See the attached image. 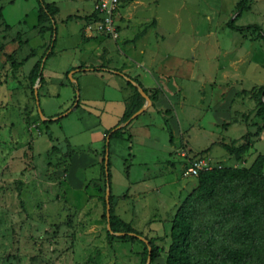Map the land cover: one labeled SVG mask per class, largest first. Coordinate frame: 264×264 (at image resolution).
<instances>
[{
    "label": "rangeland",
    "instance_id": "374dc122",
    "mask_svg": "<svg viewBox=\"0 0 264 264\" xmlns=\"http://www.w3.org/2000/svg\"><path fill=\"white\" fill-rule=\"evenodd\" d=\"M44 1L58 10L55 43L32 84L51 23L40 19L37 0H0V264H146L147 246L117 234L127 229L160 249L148 264H165L178 216L190 227L192 264H264V42L254 30L227 27L264 33V0H246L243 12L241 0H120L111 15L116 37L87 32L96 0ZM78 67L118 69L150 104L142 97L146 109L125 124L134 81L71 72ZM36 86L52 123L41 120ZM77 93V108L63 115ZM162 96L165 110L155 106ZM117 125L124 129L108 148V231L101 136ZM199 158L249 176L223 174L200 187L182 175Z\"/></svg>",
    "mask_w": 264,
    "mask_h": 264
},
{
    "label": "trees",
    "instance_id": "16d2710c",
    "mask_svg": "<svg viewBox=\"0 0 264 264\" xmlns=\"http://www.w3.org/2000/svg\"><path fill=\"white\" fill-rule=\"evenodd\" d=\"M38 6H39V12H40V19H46L50 21L51 23V39L50 44L47 52L44 54V56L40 59V61L37 62V64L34 65V67L30 71V81L32 84H34L37 80V78L40 76L42 68H43V59L47 60L51 56V52L53 50V46L55 43V38H53V33H55V23H54V15L57 13V8L53 7V5H50L46 3L44 0H37ZM246 0H241L239 3L237 9L238 12H243L246 10L245 7ZM93 15V14H92ZM91 15V16H92ZM239 14H237L236 18H239ZM227 27L233 31H236L238 33H246L250 30H254L258 33V37L261 41L264 42V33L262 32L261 28L256 25H249V26H236L234 24V21H230L227 24ZM72 71L81 73V72H101L106 71L111 75L121 77V78H128L131 81H134L127 75H124L122 72H120L118 69H106L102 67H95V68H85V67H78L75 68ZM70 72H68L69 74ZM137 85V88H140L144 94H146L145 89L143 86L137 82L134 81ZM74 83V82H73ZM128 86L131 88H134L130 82L127 83ZM72 88L75 91H77V84H72ZM264 88L260 89V92L262 93V99L259 102V107L257 109V116L264 124ZM143 99L139 92H137L136 98L132 102V105L126 110L125 114L122 117V120L125 122L130 119V117L136 113L143 105ZM77 108V104L71 107V111H67L66 113L69 114L70 112H73ZM62 116V115H61ZM59 118V117H58ZM58 118H55L58 119ZM54 119H47L45 120V124L52 123ZM124 128H119L118 125L107 131L103 137L104 139V147L109 148V142L112 139H121L122 130ZM108 138V144H106V139ZM109 150V149H108ZM264 162V155L260 158V164ZM103 165H104V158H103ZM227 175L228 177L234 179V180H241L245 177L249 176V173L246 170L243 169H214L207 172L200 173L196 178L198 179L200 187H205L209 184L214 183L220 176ZM262 174V173H261ZM105 176V171H104ZM260 178V177H259ZM109 183V176L106 180L105 176V182ZM260 184V183H259ZM262 185V184H261ZM262 187H264L262 185ZM111 213V212H110ZM110 229L111 231L115 228L113 223V218L110 216L109 221ZM190 232V227L187 225L183 218L181 216H178L176 220L174 221L172 227H171V245L169 247L167 258L165 261V264H192L189 257V252L187 250V239ZM123 234L121 238L127 237L131 241H138V237H141L139 234H137L135 231L127 229L125 232H122ZM141 241V240H139ZM142 242V241H141ZM144 243V242H143ZM150 246V261L155 262L159 258V252L160 249L153 245L151 241H148ZM145 244V243H144ZM147 256H148V250H147ZM231 259L234 263H240L241 257L238 253L232 252L231 253Z\"/></svg>",
    "mask_w": 264,
    "mask_h": 264
},
{
    "label": "built area",
    "instance_id": "2783aa9c",
    "mask_svg": "<svg viewBox=\"0 0 264 264\" xmlns=\"http://www.w3.org/2000/svg\"><path fill=\"white\" fill-rule=\"evenodd\" d=\"M120 0H96L94 5L95 16L86 24L87 32L91 34H106L116 37L115 30L112 27V12L118 8ZM212 170L209 163L203 159H192L187 162L183 168L184 177H196L200 173Z\"/></svg>",
    "mask_w": 264,
    "mask_h": 264
},
{
    "label": "water",
    "instance_id": "95a60500",
    "mask_svg": "<svg viewBox=\"0 0 264 264\" xmlns=\"http://www.w3.org/2000/svg\"><path fill=\"white\" fill-rule=\"evenodd\" d=\"M127 81H129L128 79H126ZM132 85L137 87L136 84L134 82H132ZM38 87H34V97H35V101H36V105L38 106V113L41 117V120H47L45 119L43 116H42V113H41V110L39 108V102H38ZM138 92L140 93V95L142 97H144L145 101L147 102V105L150 104V102L148 101V98H147V95L144 94L142 92V90L140 88H137ZM78 101V93L76 95V101H75V104L76 105V102ZM146 105V106H147ZM146 106L144 107H141L136 113H134L130 119L128 121L125 122V124H128L131 120L135 119L138 115H140L141 113L144 112V110L146 109ZM67 113H64L63 115H66ZM62 115V116H63ZM119 128H121L122 126H118ZM106 144H108V138L106 139ZM108 149L106 148V152H105V155H104V171H105V176H106V180L108 179ZM109 200H110V187H109V183L106 181V189H105V205H106V209H105V212H106V219H107V229L108 231H111L110 230V225H109V219H110V204H109ZM118 235H120L121 233H117ZM139 240H141L142 242L145 243V245L147 246V250H148V256H147V262L146 264H148V262L150 261V257H149V254H150V246H149V243L147 240L143 239L142 237H138Z\"/></svg>",
    "mask_w": 264,
    "mask_h": 264
},
{
    "label": "crops",
    "instance_id": "0c3cea01",
    "mask_svg": "<svg viewBox=\"0 0 264 264\" xmlns=\"http://www.w3.org/2000/svg\"><path fill=\"white\" fill-rule=\"evenodd\" d=\"M140 69H142V67L141 68H139V70ZM137 73H139V74H141V72H137ZM159 75V74H158ZM155 77H156V75H155ZM158 79H159V76L157 77ZM140 82L142 83V84H144L145 85V87H147V85H146V83L145 82H143V81H141L140 80ZM167 99H165L163 96H162V98L159 100V102L158 103H155V106H157V108H163L164 110L167 108V107H164V106H167L166 104H164L165 103V101H166ZM168 101V100H167ZM166 101V102H167ZM158 110V109H157ZM104 136V135H103ZM103 136H101V138H103Z\"/></svg>",
    "mask_w": 264,
    "mask_h": 264
}]
</instances>
